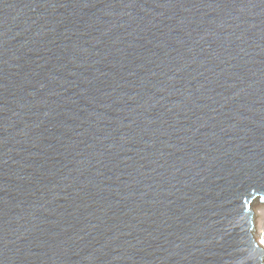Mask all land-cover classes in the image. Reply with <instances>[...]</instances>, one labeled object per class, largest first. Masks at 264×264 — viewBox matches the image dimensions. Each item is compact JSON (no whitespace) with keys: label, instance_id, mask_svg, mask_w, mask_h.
<instances>
[{"label":"water","instance_id":"water-1","mask_svg":"<svg viewBox=\"0 0 264 264\" xmlns=\"http://www.w3.org/2000/svg\"><path fill=\"white\" fill-rule=\"evenodd\" d=\"M264 0H0V264H264Z\"/></svg>","mask_w":264,"mask_h":264},{"label":"bare ground","instance_id":"bare-ground-1","mask_svg":"<svg viewBox=\"0 0 264 264\" xmlns=\"http://www.w3.org/2000/svg\"><path fill=\"white\" fill-rule=\"evenodd\" d=\"M254 213H256L255 217H258L254 235L258 245L264 250V203H259Z\"/></svg>","mask_w":264,"mask_h":264},{"label":"rangeland","instance_id":"rangeland-1","mask_svg":"<svg viewBox=\"0 0 264 264\" xmlns=\"http://www.w3.org/2000/svg\"><path fill=\"white\" fill-rule=\"evenodd\" d=\"M259 203H261V202H257L255 205H254V207H253V209H254V212H255V210L257 209V205L259 204ZM256 214V213H255ZM257 219H258V217H256ZM257 224V223H256Z\"/></svg>","mask_w":264,"mask_h":264}]
</instances>
